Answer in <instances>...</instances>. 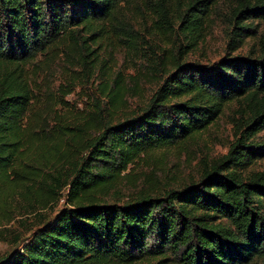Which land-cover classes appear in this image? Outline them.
Wrapping results in <instances>:
<instances>
[{"label":"trees","instance_id":"trees-1","mask_svg":"<svg viewBox=\"0 0 264 264\" xmlns=\"http://www.w3.org/2000/svg\"><path fill=\"white\" fill-rule=\"evenodd\" d=\"M137 1L0 0V241L16 245L0 264H264V172L250 170L264 158V34L256 57L227 53L208 65L183 58L205 39L214 12L231 16L228 44L241 43L255 32L246 21L264 19V0H141L189 44L169 55L159 78L147 69L160 83L131 116L113 114L139 91L137 76H107L100 90L108 100L97 98L76 125L60 112L71 89L57 98L35 88L40 55L117 29ZM232 103L234 141L214 160L199 159L197 179L108 199L132 182L135 164L196 139ZM64 195L69 206L46 215Z\"/></svg>","mask_w":264,"mask_h":264},{"label":"rangeland","instance_id":"rangeland-1","mask_svg":"<svg viewBox=\"0 0 264 264\" xmlns=\"http://www.w3.org/2000/svg\"><path fill=\"white\" fill-rule=\"evenodd\" d=\"M160 2L162 0L157 4ZM171 3L173 2L168 1L167 5ZM150 8L149 3L137 1L126 10L122 22L116 23L117 29L111 24L107 25L104 32L101 30L89 38L90 35L84 36L83 38L88 39L80 40L79 45L68 41L60 44L58 49L51 51L49 55H40L33 66L32 74L37 92L42 94L53 92L57 98H60L63 90L71 89L72 92L64 97L65 101L60 112L68 116L67 120L70 123L78 120L82 122L89 114V110L94 108L97 98L103 104L108 100L102 98L100 90L107 76L111 75L115 78L119 72L121 74L119 78L127 81L137 76L140 78L139 91L136 93L129 91L127 104L113 114L116 120L131 116L160 83L153 80L150 75H145L147 69L156 70L158 75L155 78H159L160 69L169 67V55L179 56V48L184 49L189 44L188 38L179 31V26H177L179 30L166 31L156 22L157 16ZM230 17L226 11L214 12L205 39L200 41L196 49L183 55V58L192 63L208 65L228 56L227 53L253 57L260 54L263 47L259 39L264 34V19L247 20L246 22L255 32H245L248 36L243 37L241 43L229 45L233 31ZM127 22L131 23L132 36L123 30ZM179 23L177 22V25ZM239 32L241 31L236 30V33ZM132 41L134 44L130 45ZM152 60L157 62L156 69L148 65ZM110 68V73L107 74L106 71ZM238 106L237 103H232L218 123L213 124L208 131L198 135L196 139L179 148L156 152L135 164L130 176L132 182L124 183L118 190L110 191L108 199L124 202L129 197L137 196L140 191H147L150 187L161 188L165 185L175 187L181 182L197 179L195 172L199 159L204 157L214 160L227 153L234 141L232 120L233 117H238L236 111ZM109 115L106 111V117ZM258 136L264 138V132ZM250 170L264 172V158L257 160ZM15 205L16 202L9 203V210L14 211ZM65 206H69L66 195L62 196L53 211L49 209L45 214L54 217ZM14 213L17 218L23 216L21 209H17ZM15 247V244L0 241L2 254L11 253Z\"/></svg>","mask_w":264,"mask_h":264},{"label":"built area","instance_id":"built-area-1","mask_svg":"<svg viewBox=\"0 0 264 264\" xmlns=\"http://www.w3.org/2000/svg\"><path fill=\"white\" fill-rule=\"evenodd\" d=\"M62 201H64V199H62Z\"/></svg>","mask_w":264,"mask_h":264}]
</instances>
